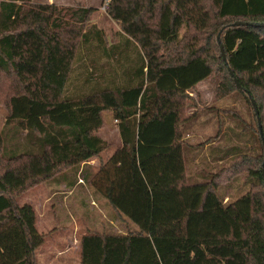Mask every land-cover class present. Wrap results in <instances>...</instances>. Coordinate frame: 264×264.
<instances>
[{
    "label": "trees",
    "instance_id": "1",
    "mask_svg": "<svg viewBox=\"0 0 264 264\" xmlns=\"http://www.w3.org/2000/svg\"><path fill=\"white\" fill-rule=\"evenodd\" d=\"M96 12L0 0V264H37L46 236L18 197L99 158L106 112L122 145L85 179L138 230L86 233L80 264H264V0H109L121 26L111 45L91 25ZM204 81L217 83L216 102L244 95L258 146L189 183L182 128ZM240 176L243 196H218Z\"/></svg>",
    "mask_w": 264,
    "mask_h": 264
},
{
    "label": "rangeland",
    "instance_id": "2",
    "mask_svg": "<svg viewBox=\"0 0 264 264\" xmlns=\"http://www.w3.org/2000/svg\"><path fill=\"white\" fill-rule=\"evenodd\" d=\"M63 1L54 0L56 4ZM78 1L86 7H97L91 25H96L105 32L108 45L117 42L116 33L121 30V26L109 18L107 11L103 10L106 0ZM33 2L45 3L48 0H33ZM64 3L73 5L76 2ZM99 55L97 52L94 53V57L108 72L120 70L121 67L116 64L115 59L106 62ZM127 66L128 64L124 67ZM77 72L79 70L75 73ZM216 85V82L206 81L204 87L199 89V97L196 99V95L194 96L197 108L191 109V112L197 110V116L187 122L182 129L187 136L184 143V157L189 183L210 182L213 175L230 165L235 156L256 154L258 145L254 132L253 109L240 92H234L214 104ZM212 105L217 110H206ZM219 109L225 112L221 117L216 114ZM6 116V108L0 104V130L4 127ZM104 117V127L97 132V135L107 143L108 147L99 158L90 161V165H85L79 174L76 170L67 171L18 197V203L21 205L28 204L35 208L37 229L46 236L45 243L36 253L37 264H80V242L86 233L93 231L122 233L128 229L138 230L131 222L119 217V214L108 205L107 200L88 183L89 180L85 179V176L95 174L100 165L106 162L121 145L118 123L115 122L113 114L106 112ZM220 130L223 132L222 137L214 142L210 150L206 149L204 144L210 138L216 137ZM221 151L223 165L220 166L219 162H215L217 158L210 160V157L214 154L219 157ZM248 190V183L240 176L216 192L219 197L225 194L234 201ZM75 238L78 241H73Z\"/></svg>",
    "mask_w": 264,
    "mask_h": 264
},
{
    "label": "crops",
    "instance_id": "3",
    "mask_svg": "<svg viewBox=\"0 0 264 264\" xmlns=\"http://www.w3.org/2000/svg\"><path fill=\"white\" fill-rule=\"evenodd\" d=\"M67 1H74V2H76V3H74L73 5L72 4H67V3H64V2H67ZM81 1H78V0H64L63 2H58V4H56L55 2H54V0H48V2H45V3H36V4H56V5H59V6H75V5H78V4H80L81 5V3H80ZM35 3V2H34ZM87 7H91V8H97L96 6H87ZM206 81H204V82H202V83H200L198 86H197V91H194V92H190L189 93V95H190V97L194 100V96L196 95V99H197V97H199V93H200V90L199 89H201V87L203 88L204 87V83H205ZM215 98V97H214ZM221 101V100H220ZM220 101H215V99H214V101L213 102H215L214 104H217V103H219ZM208 107V106H207ZM210 107H214L213 105L212 106H209L208 107V109L206 108V110H209V108ZM212 110V109H211ZM215 110H217L216 108L214 109V111ZM188 113H192L191 112V109L189 110V112ZM225 112H223V110L222 109H219L218 111H216V114L218 115V116H222L223 114H224ZM115 122H117V121H115ZM183 129V128H182ZM119 131V130H118ZM222 134H223V132L220 130V132L217 134V136L216 137H212V138H210L209 140H208V144L206 143L205 144V147H206V149H211L212 147H213V145L215 144L214 142H216L217 140H219L221 137H222ZM183 139L186 141V135H184V132H183ZM120 140H121V138H120ZM212 142V143H211ZM121 145H122V142H121ZM121 145L119 146V147H121ZM118 147V148H119ZM210 147V148H209ZM222 155H223V153H222V151H221V153H220V155H219V157H216V154H214V155H212L211 157H210V160H212V159H215V158H217V160L215 161V162H219L218 164L221 166L222 164H223V157H222ZM218 156V155H217ZM210 160H208L209 161V163L210 164H212V162L210 161ZM91 163V162H90ZM90 163H88V165H90ZM85 167V165L83 164L82 166H81V168L78 170V173L77 174H79L80 172H82V170H83V168ZM78 178H79V175H78ZM77 183L79 184H81V182H78L77 181ZM228 201V199H226V201L225 202H227ZM73 241H78L76 238L73 240ZM67 252V251H66Z\"/></svg>",
    "mask_w": 264,
    "mask_h": 264
},
{
    "label": "water",
    "instance_id": "4",
    "mask_svg": "<svg viewBox=\"0 0 264 264\" xmlns=\"http://www.w3.org/2000/svg\"><path fill=\"white\" fill-rule=\"evenodd\" d=\"M250 25H254L253 23H248V22H236L234 24H232L231 26H250ZM220 35H221V32L218 36V40L220 42ZM221 54H222V58L224 60V62L227 63V59H226V55H225V51H224V47L221 45ZM230 75L232 76L234 82L236 83L237 87L240 89V90H243V87L240 85V83L238 82L237 78L234 76L233 72L230 70ZM251 103L254 107V110H255V113L258 117V121L260 123V119H259V111H258V107H257V104L256 102L251 99ZM263 148H264V139H263ZM263 173H264V169H263Z\"/></svg>",
    "mask_w": 264,
    "mask_h": 264
},
{
    "label": "built area",
    "instance_id": "5",
    "mask_svg": "<svg viewBox=\"0 0 264 264\" xmlns=\"http://www.w3.org/2000/svg\"><path fill=\"white\" fill-rule=\"evenodd\" d=\"M109 9V0H106L104 6H103V10L107 11Z\"/></svg>",
    "mask_w": 264,
    "mask_h": 264
}]
</instances>
